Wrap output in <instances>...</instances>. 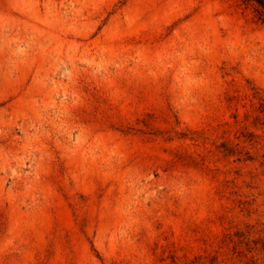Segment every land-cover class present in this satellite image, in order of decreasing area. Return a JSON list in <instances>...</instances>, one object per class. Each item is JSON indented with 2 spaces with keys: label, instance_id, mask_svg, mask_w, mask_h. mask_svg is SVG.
I'll return each mask as SVG.
<instances>
[{
  "label": "rangeland",
  "instance_id": "1",
  "mask_svg": "<svg viewBox=\"0 0 264 264\" xmlns=\"http://www.w3.org/2000/svg\"><path fill=\"white\" fill-rule=\"evenodd\" d=\"M0 264H264V0H0Z\"/></svg>",
  "mask_w": 264,
  "mask_h": 264
}]
</instances>
